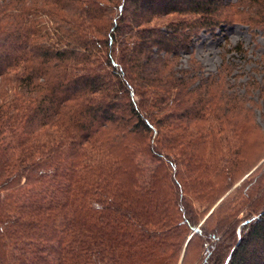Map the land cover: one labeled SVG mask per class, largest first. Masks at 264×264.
<instances>
[{
    "label": "trees",
    "instance_id": "obj_1",
    "mask_svg": "<svg viewBox=\"0 0 264 264\" xmlns=\"http://www.w3.org/2000/svg\"><path fill=\"white\" fill-rule=\"evenodd\" d=\"M229 5L0 0V264H146L181 251L172 200L155 190L217 95L178 60L230 20ZM232 221L202 264H264V204Z\"/></svg>",
    "mask_w": 264,
    "mask_h": 264
},
{
    "label": "rangeland",
    "instance_id": "obj_2",
    "mask_svg": "<svg viewBox=\"0 0 264 264\" xmlns=\"http://www.w3.org/2000/svg\"><path fill=\"white\" fill-rule=\"evenodd\" d=\"M225 1L230 20L213 34L201 32L178 60V68L196 73L193 85L204 90L207 82L216 92L211 114L187 122L182 145L175 144L177 167L165 162L169 178L155 190L172 200L170 223L182 231L169 241L182 249L167 247L146 264H202L211 234L220 235L230 220L239 228L264 204V0ZM173 134H180L176 126ZM189 217L201 234L185 225Z\"/></svg>",
    "mask_w": 264,
    "mask_h": 264
}]
</instances>
